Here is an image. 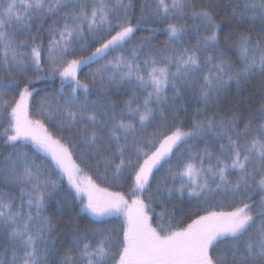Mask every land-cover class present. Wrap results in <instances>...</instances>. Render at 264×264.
Segmentation results:
<instances>
[{"label":"snow or ice","instance_id":"1","mask_svg":"<svg viewBox=\"0 0 264 264\" xmlns=\"http://www.w3.org/2000/svg\"><path fill=\"white\" fill-rule=\"evenodd\" d=\"M0 264H264V0H0Z\"/></svg>","mask_w":264,"mask_h":264},{"label":"trees","instance_id":"2","mask_svg":"<svg viewBox=\"0 0 264 264\" xmlns=\"http://www.w3.org/2000/svg\"><path fill=\"white\" fill-rule=\"evenodd\" d=\"M143 35H147V33H145V32H139V33H137V36H143ZM165 39H166V36L165 35H158L157 36V39H156V41H154V43L163 41ZM193 42H194V40H193ZM85 71H87V69ZM57 85H58V81H57ZM36 86L37 87H41V85H39V84L36 85ZM233 92H235V88H233ZM252 92H257V94H258V86L256 85L255 82H253V84H251V85L248 86V88L244 91V95L247 96V95H249V93H252ZM41 95H43V93H41ZM257 98H258V95H257ZM252 106L253 107H256L257 105L256 104H253ZM114 190L122 191L123 189H114ZM62 227L64 228V230L67 229V225H63ZM68 243H70V241H67L65 243V246H67Z\"/></svg>","mask_w":264,"mask_h":264}]
</instances>
